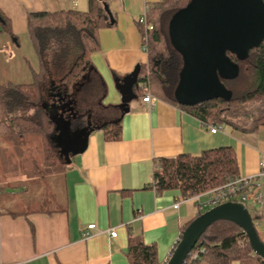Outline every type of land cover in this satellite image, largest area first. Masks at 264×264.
<instances>
[{"label": "crops", "instance_id": "1", "mask_svg": "<svg viewBox=\"0 0 264 264\" xmlns=\"http://www.w3.org/2000/svg\"><path fill=\"white\" fill-rule=\"evenodd\" d=\"M161 1L105 0L114 25L98 32L99 50L90 57L105 89L100 100L102 108L95 112L98 123L86 124L92 130L85 151L71 156L68 162L60 158V165L49 173L61 175L59 203L53 198L42 200L36 194L29 198L21 180L6 182L0 176V264H129L126 254L131 237L154 247L156 264H165L182 228L198 212L193 196L182 198L178 191L157 192L153 188L157 160L197 156L227 147L236 156L238 177L255 176L260 171L264 126L247 133L220 125L219 132L211 133L210 128L216 127L213 124L202 122L151 92L142 95L135 89L137 99L129 103L127 113L121 114L115 80L147 64L145 39L137 20L148 6ZM69 10L86 11L87 0H0V14L13 35L0 27V86L29 83L32 72L38 69V59L35 69L17 50L31 45L27 15ZM2 48L14 53L9 62ZM16 69L22 81L13 79ZM146 95L151 97L149 104L142 102ZM65 111L68 117L50 116L71 122L75 112ZM116 122L121 126L120 139L108 140L103 127ZM259 189L262 202L249 200L248 210L264 242V177ZM18 203L22 210L16 208ZM33 203L45 205L33 208ZM91 224L95 227L89 230ZM112 230L116 232L114 238L110 236Z\"/></svg>", "mask_w": 264, "mask_h": 264}, {"label": "trees", "instance_id": "2", "mask_svg": "<svg viewBox=\"0 0 264 264\" xmlns=\"http://www.w3.org/2000/svg\"><path fill=\"white\" fill-rule=\"evenodd\" d=\"M189 1L162 0L147 7L145 14L152 30L144 33L140 28V31L145 39L148 61L145 66H140L135 91L142 95L151 92L204 123L252 133L264 126V41L249 52L245 61L228 54L238 67L236 79L222 80L231 93L230 100L215 99L195 106H182L173 98L182 62L169 43L167 25L173 13ZM104 3L105 0H87L86 11L27 15V34L38 59V69L32 72L29 83L0 86V140L4 144V148H0V159L4 162L8 148L35 138L40 144L43 166L58 167L61 159L51 140L55 127L50 114L67 116L69 113L66 115L65 110H72L75 112L72 127L81 128L86 126L88 117L102 108L100 100L105 89L90 57L99 50L98 32L114 25L109 24ZM0 27L13 37L1 14ZM249 101L259 104L256 114H246L241 108L240 105ZM223 115L233 119L245 115L250 122L247 126H240ZM120 129L119 122L103 127L106 138L113 141L120 139ZM235 177H238L236 156L232 149L225 147L204 151L197 156L179 155L157 160L152 186L157 192L178 191L182 198H189ZM191 253H197V258L188 256L183 264H264V259L253 254L242 230L228 221L210 225ZM126 256L129 264H156L154 247L144 245L137 238L128 240Z\"/></svg>", "mask_w": 264, "mask_h": 264}, {"label": "water", "instance_id": "3", "mask_svg": "<svg viewBox=\"0 0 264 264\" xmlns=\"http://www.w3.org/2000/svg\"><path fill=\"white\" fill-rule=\"evenodd\" d=\"M103 8L109 24L114 18L106 3ZM167 36L173 50L181 57L182 67L173 98L182 106H195L210 100L228 101L231 93L222 80L232 81L238 67L228 54L245 61L249 52L264 41V3L262 0H190L168 21ZM140 66L127 76L115 80L120 95L121 114L137 99ZM54 135L51 140L60 158L66 162L87 147L89 126L73 128L69 119L51 118ZM88 124V123H87ZM89 125V124H88ZM228 221L245 234L255 256L264 259L260 240L250 211L241 203H224L197 215L181 233L166 264H183L206 229L215 222Z\"/></svg>", "mask_w": 264, "mask_h": 264}, {"label": "rangeland", "instance_id": "4", "mask_svg": "<svg viewBox=\"0 0 264 264\" xmlns=\"http://www.w3.org/2000/svg\"><path fill=\"white\" fill-rule=\"evenodd\" d=\"M28 49L24 48V46L17 50L26 56L29 59V66L36 69V63H37V57L36 54L29 44L27 46ZM21 63V60H20ZM22 68V67H21ZM13 79L16 81H22L21 75L19 73V69H16V72L13 74ZM240 86V85H239ZM243 111L245 110L246 114H256L259 110V104L254 101H249L245 104L240 105ZM245 113V112H244ZM225 119H228L229 121H232L240 126L242 125H249L250 119H248L247 116L242 115L235 119L232 117L223 115L222 116ZM220 130L222 127H219ZM219 130V131H220ZM218 131V132H219ZM0 148H4V144L0 140ZM40 151V144L38 139H29L21 141L18 146L8 148L6 151V157L7 159H0V176L1 180H5L6 182H15L18 180H21L22 182V188L23 190H26L29 192L27 197H33L36 194L37 196H40L41 199L47 200L48 198L55 199L56 203H59L61 201L62 193V185H61V175L54 174L53 176H50L49 173L54 168H46L42 164V156ZM2 155V154H1ZM2 157V156H1ZM57 168V167H55ZM57 170V169H56ZM40 175L38 178L33 177L34 175ZM4 177V178H3ZM43 181L38 182V179L43 178ZM16 184V183H13ZM21 202V201H20ZM23 203V202H22ZM21 203H18L16 208L18 207L20 210L23 209V206L20 205ZM25 203H23L24 205ZM52 202L50 201V205ZM33 208L43 206L45 204H31ZM247 208H250V203H245ZM263 242V241H262ZM264 243V242H263Z\"/></svg>", "mask_w": 264, "mask_h": 264}, {"label": "built area", "instance_id": "5", "mask_svg": "<svg viewBox=\"0 0 264 264\" xmlns=\"http://www.w3.org/2000/svg\"><path fill=\"white\" fill-rule=\"evenodd\" d=\"M137 24L140 28H142L144 33L152 30V26L148 23L145 13L138 18ZM145 50L146 46H144V51ZM2 52L4 53L5 60L7 62L14 58V53L9 48H2ZM150 98V95H146L142 98V102L149 104ZM219 130L220 128L217 126L210 128L211 133L218 132ZM262 177H264V161L261 162L260 171L255 176L246 178L235 177L233 179H228L223 185L219 187L194 195L192 199L196 204L198 215L211 208L228 202L241 203L245 207V203L251 199L254 203H261L262 195L260 193L259 187L260 179ZM177 207V204L173 206L174 209ZM94 227V224H91L88 226V229L92 230ZM110 236L112 238L116 237V232L113 230L110 231ZM188 256L197 258L198 255L197 253H190Z\"/></svg>", "mask_w": 264, "mask_h": 264}, {"label": "flooded vegetation", "instance_id": "6", "mask_svg": "<svg viewBox=\"0 0 264 264\" xmlns=\"http://www.w3.org/2000/svg\"><path fill=\"white\" fill-rule=\"evenodd\" d=\"M95 116V117H94ZM94 116H90L88 119H87V123L89 122L91 125H96L98 123V113L95 114Z\"/></svg>", "mask_w": 264, "mask_h": 264}]
</instances>
